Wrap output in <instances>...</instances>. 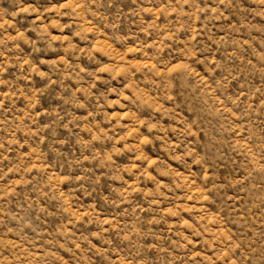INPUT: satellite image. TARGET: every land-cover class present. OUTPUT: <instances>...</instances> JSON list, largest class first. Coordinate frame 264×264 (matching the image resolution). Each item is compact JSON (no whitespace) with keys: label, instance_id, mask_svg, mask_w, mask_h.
<instances>
[{"label":"rangeland","instance_id":"obj_1","mask_svg":"<svg viewBox=\"0 0 264 264\" xmlns=\"http://www.w3.org/2000/svg\"><path fill=\"white\" fill-rule=\"evenodd\" d=\"M0 264H264V0H0Z\"/></svg>","mask_w":264,"mask_h":264}]
</instances>
